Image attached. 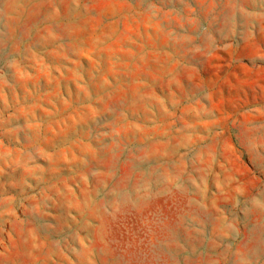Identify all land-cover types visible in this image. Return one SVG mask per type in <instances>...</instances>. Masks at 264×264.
Wrapping results in <instances>:
<instances>
[{
    "label": "rangeland",
    "instance_id": "rangeland-1",
    "mask_svg": "<svg viewBox=\"0 0 264 264\" xmlns=\"http://www.w3.org/2000/svg\"><path fill=\"white\" fill-rule=\"evenodd\" d=\"M0 264H264V0H0Z\"/></svg>",
    "mask_w": 264,
    "mask_h": 264
}]
</instances>
